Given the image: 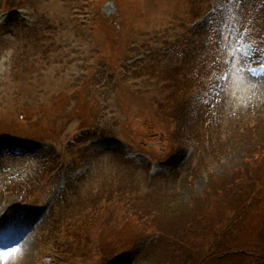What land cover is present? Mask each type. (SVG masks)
<instances>
[{"label":"rangeland","instance_id":"374dc122","mask_svg":"<svg viewBox=\"0 0 264 264\" xmlns=\"http://www.w3.org/2000/svg\"><path fill=\"white\" fill-rule=\"evenodd\" d=\"M107 1L0 0V143L18 147L0 157V218L45 207L0 264H153L159 246L162 264H191V256L224 264L238 237L264 251L252 223L264 201L246 199L247 213L233 202L253 187L244 174L264 160V78L223 53L219 38L233 32L222 28L227 9L211 22L222 33L204 45L201 25L187 22L213 0H113L109 14ZM16 8L20 16H2ZM242 16L260 36L264 18ZM195 45L196 58H187ZM238 49L255 50L247 40ZM102 138L127 148H98ZM136 149L149 157H131ZM158 153L164 166L154 168ZM170 204L190 211L171 223ZM232 212L242 219L215 243Z\"/></svg>","mask_w":264,"mask_h":264},{"label":"trees","instance_id":"16d2710c","mask_svg":"<svg viewBox=\"0 0 264 264\" xmlns=\"http://www.w3.org/2000/svg\"><path fill=\"white\" fill-rule=\"evenodd\" d=\"M264 160H262L259 163H254L252 165H254L253 168V173L252 174H244L245 176H243V180H245L246 182H250L252 183L253 187L251 190H244V195L240 198L239 201H236L234 198L235 195V191H234V187H232L231 184V180H229V189L226 190V194L233 196V202L235 203V205H238L236 209L240 210L241 212L244 213V209L245 212L247 213L246 208L249 207L250 203H246L245 200L247 199H251L255 194L257 196H259L257 194L258 192V187H259V183L260 181H262L264 179ZM263 163V165H262ZM254 177V178H253ZM253 179V180H252ZM239 180H241V177H239ZM247 197H246V196ZM228 198L229 200H232ZM215 197H213V199H211V201H214ZM251 203L254 202V200H250ZM257 202L256 205H258L261 201L263 200H255ZM115 203V202H114ZM117 204V203H115ZM122 204V203H120ZM202 203L197 202L195 203V207H198L199 209L201 208ZM190 211V209H187L186 206L184 204H180V205H171L168 207L167 209V215H168V220L171 222V217L173 215L174 218H177L179 216H182L185 213H188ZM255 216V220L252 222L253 226L255 227V231L257 232L258 236H255L257 238H253L254 241H257L261 244L264 245V209L261 210V213L259 215L254 214ZM257 216V218H256ZM242 219V218H241ZM241 219H237V214L235 213V217L233 215V212L230 214V216L228 218H226L225 224H224V228H226L225 233H221L220 235H218L216 237V239L214 240L215 243H221L223 242V240L225 239V241L228 239L229 237V233L231 231V228L233 226H235L237 224V222ZM172 223V222H171ZM248 225L245 224V236H249L251 235L249 232V229H247ZM247 229V230H246ZM243 230V231H244ZM252 229H250L251 231ZM241 231V232H243ZM241 244L238 246H227L226 250L224 251L223 254V261L224 264H264V251L262 250H258V251H254L252 248H247L241 241V238L238 237ZM244 242V241H243ZM222 245V243H221ZM242 248V249H240ZM232 250L233 252L235 251V253H229V251ZM154 253L159 257L160 261L163 262V257L164 254L166 253L165 247L163 246H159L157 248V250H154ZM187 255L186 254H180L179 260L182 261L184 258H186ZM197 258V256H191L190 261L191 264H204V260L202 258H199L198 261H196L195 259ZM212 260V259H211ZM211 260L209 261V264L211 263ZM161 262H153V264H162ZM219 261L216 260V264H218ZM177 263H178V256H177Z\"/></svg>","mask_w":264,"mask_h":264},{"label":"bare ground","instance_id":"6f19581e","mask_svg":"<svg viewBox=\"0 0 264 264\" xmlns=\"http://www.w3.org/2000/svg\"><path fill=\"white\" fill-rule=\"evenodd\" d=\"M0 157H5L4 154L0 153ZM38 212L36 211H31L29 212L28 214H25V215H16L15 218L16 219H22V220H34L36 218H38ZM16 230V233H20L21 230H24V228L22 227H19V228H16L15 226L11 227V230ZM21 234V233H20ZM6 244H8L6 242ZM114 264H125V260H122L121 258L117 260V262H115Z\"/></svg>","mask_w":264,"mask_h":264},{"label":"snow or ice","instance_id":"6c2138e0","mask_svg":"<svg viewBox=\"0 0 264 264\" xmlns=\"http://www.w3.org/2000/svg\"><path fill=\"white\" fill-rule=\"evenodd\" d=\"M231 35V34H229ZM231 47V46H229ZM239 45H237V48H232V54H233V58L235 56V53L237 52V49H238ZM247 59H250V57L245 53L243 56H242V59H241V63L243 64ZM262 67H264V65H262ZM17 249L15 248H10L8 251L4 252L3 255L5 257H7L11 252H15Z\"/></svg>","mask_w":264,"mask_h":264}]
</instances>
